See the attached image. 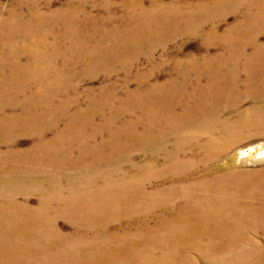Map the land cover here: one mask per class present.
Wrapping results in <instances>:
<instances>
[{
  "label": "rangeland",
  "instance_id": "obj_1",
  "mask_svg": "<svg viewBox=\"0 0 264 264\" xmlns=\"http://www.w3.org/2000/svg\"><path fill=\"white\" fill-rule=\"evenodd\" d=\"M259 7L264 0H0L1 248L39 246L53 230L73 236L55 244L79 245L74 232L90 240L99 227L89 214H112V198L129 214L111 228L129 223L130 240L165 231L194 194L186 185L208 181L210 198L201 170L229 157H238L230 174L211 173L217 197H264V156L254 158L264 151V59L247 60L264 52V28L256 42L244 30ZM227 84L250 90L229 98ZM189 172L193 180L182 179ZM24 211L27 222L9 227ZM263 236L221 256L196 246L163 262L264 264L255 252L264 253ZM164 251L128 249L120 263L155 264Z\"/></svg>",
  "mask_w": 264,
  "mask_h": 264
},
{
  "label": "bare ground",
  "instance_id": "obj_2",
  "mask_svg": "<svg viewBox=\"0 0 264 264\" xmlns=\"http://www.w3.org/2000/svg\"><path fill=\"white\" fill-rule=\"evenodd\" d=\"M248 25L253 26H251L249 29L245 28L244 30H247L245 32H247L251 37H254L255 42L258 41V35L256 34L259 31H263L264 28V13H262V7H259L255 11V13L249 17ZM239 49H242V47ZM236 54L240 58L244 56L243 50L237 51ZM250 59L254 61L263 60L264 52L252 50V53L247 58V60L249 61ZM225 87L228 88L226 90L228 91L229 98H239L240 95L238 96L237 94L240 91L242 92V94H244L243 91L250 90V87H242L241 89H239L236 88V85L229 86L228 84L225 85ZM257 90L260 98L262 97L263 99L264 85L257 87ZM218 95H220L219 92L217 93V96ZM219 151L221 152L223 150ZM220 152L215 153V156L217 158L221 157ZM247 152L248 151L242 152L239 158L241 159L244 156H249V153L247 154ZM254 153V158L264 156L263 150H256V152ZM237 161V156L229 157L223 164H220V162L219 164L210 163L204 169H202L199 177L205 178L207 180H212L210 188V193L212 196H210V198H207V196L204 197V194L206 195L205 183H209L208 181H204V179L195 183L197 186L200 185L201 189L195 188L193 186V183L187 184L186 186L188 191L186 192H194V194H190V199H188L185 204L177 209V213L174 217L171 218L170 221H163V224L160 226H162L165 231L159 229L158 232L153 231L154 229H149L146 231V234L145 232H143V234H136L132 237L133 239H136V242L141 241L146 244V249L144 251H138L135 247L136 245H134L135 241L132 238L130 240L129 236L122 235L123 232L127 233L131 229L129 223L125 228L121 227L120 224L117 227L113 226L114 228H111L112 222H116V220H120L121 216L129 214V210L126 209L129 208L128 205H126L125 207L122 204L123 201L117 200V203L119 204L118 205L117 203H115L116 200L113 201L112 198L110 199L108 204H105V206L115 208L112 214H107V211H105V209H101L99 212L89 214L92 215L91 223L94 225H98L99 230L92 232V238H89L90 240H82L81 243L87 244L85 248L81 249L82 245L78 241V237L84 238V236L78 235L79 231L74 232L76 235L75 243L79 245L59 246L55 244L56 240L72 238V233H68L66 236L60 234V232L56 230H53V232L57 233L55 234V239H44L43 241H39V246L36 245V247L24 243L17 244L18 240L11 243L10 246H6L3 248H1L0 246V264H8V261H11L13 259L16 260L13 263L17 264H121V259L127 258L128 249L134 250L133 257H136L138 255L146 256L148 254L153 255L154 249H156L157 246H161V248L166 251H164L163 258L155 257V262L153 261L155 264H164L163 260L166 258L169 263H178L182 258L178 257L177 259V256L178 253L182 251V249L191 250V248L194 249L196 246H198L202 247L205 250L206 246H208L210 248L213 247L212 249H210V255L221 256L224 253L233 251L237 246L240 247L243 244L245 245V243L253 245L252 236L258 233H264V197L253 196L232 199L228 198V200L219 198L217 197V195L223 192L221 191L222 189L217 185L219 179L214 181L213 179H216L217 177H213L211 175L212 171L214 170L217 172L222 171L230 174V171L235 168V163ZM187 175H189L190 177H187ZM187 175H183L182 179L193 180L191 176L194 175V172H189V174ZM177 178L179 181L180 178ZM262 182L264 183V181ZM218 188L221 190H219ZM262 189H264V186L262 187ZM176 191H178L176 192V195L179 192H183L181 191V188H178ZM241 195L243 196V194ZM46 206L47 205H44L42 206V208ZM47 208L49 207L47 206ZM30 209L32 210L28 211L27 213L33 211L34 213H37V210H40L41 208ZM38 213L37 216L39 215ZM26 214L20 221L13 220V225H10L9 227L14 228L20 225L22 226L23 222H27ZM63 215L70 216V214H68L67 212H64ZM165 223L169 225L163 226ZM47 231H52L51 227H49L45 231L46 234H49V232ZM90 231L91 230H85L84 232L89 233ZM163 232L167 233V237H163ZM225 244L230 245L228 248H225ZM216 245H223L224 247L218 248L216 247ZM37 247L38 249H33ZM255 252L256 254H260V258H264V253H262L261 251ZM236 253L241 254L242 252L238 251L235 252V254ZM248 253L252 254L251 250ZM31 255L36 256L31 257ZM179 256H181V253ZM143 259L144 258L141 257L140 260H135L132 264H135L137 262H146V260ZM243 264H254V262Z\"/></svg>",
  "mask_w": 264,
  "mask_h": 264
}]
</instances>
